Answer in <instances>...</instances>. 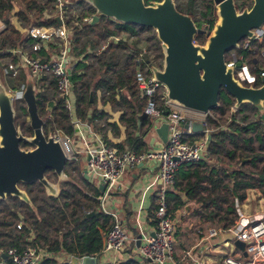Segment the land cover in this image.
Wrapping results in <instances>:
<instances>
[{"label": "trees", "instance_id": "obj_1", "mask_svg": "<svg viewBox=\"0 0 264 264\" xmlns=\"http://www.w3.org/2000/svg\"><path fill=\"white\" fill-rule=\"evenodd\" d=\"M151 1L159 0H145V3L148 4ZM69 2L71 3L66 5L63 21L71 31L69 52L77 60L70 66L77 116L90 122L95 130H100L97 122L108 116L95 107L99 91L111 108L121 112L118 122L126 128L125 139L113 145L119 149L147 150L148 143L141 135L151 123L149 118L142 119L140 122L138 120L143 112L145 99L134 83L135 56L122 53L121 48L112 44L99 54H96V51L112 36H118L121 33L130 36L144 34L145 40L153 46L155 59L161 67L163 54L155 30L151 27L118 23L106 16H100L99 20L92 24L91 20L87 21L95 13L91 5L82 0H69ZM175 3L178 10L192 16L199 28L206 31L212 29L216 21L213 0H206L204 11L199 12L202 20L196 17L194 0H185L184 6L178 0H175ZM235 3L240 10L252 5L251 0H235ZM15 5L18 9L14 14L21 27L31 24L39 26L59 24L56 19L57 9L54 0H0V59L10 58L12 61L17 60V57L10 52L12 49L20 46L25 49L32 44V40L24 38L22 32L10 21V14ZM204 40V34H197L194 39L198 43H203ZM250 45L253 53L242 50V46L234 48L233 51L244 52L252 72L257 74L256 69L253 68L257 65L254 64V60H261L264 64L262 54L264 35L250 40ZM39 53L42 58L47 56L44 50H40ZM80 56H83L85 61L81 60ZM225 58H227L226 55ZM145 59L152 64L148 56L145 55ZM2 74L0 65L1 79ZM15 78L19 85H25L28 76L21 71ZM259 83L260 77H257L255 85ZM33 84L39 87L36 102L39 115L43 118L44 132L61 129L69 135L74 134L70 111L65 98L59 93L55 78L50 74H44L33 79ZM90 93H92V100H90ZM218 101L219 105L209 111L213 115L206 117L209 127L213 128L209 133L206 159H214L219 165L214 167L206 161L199 162L206 166L205 174L200 175L195 170L196 181L190 183L188 180L186 183L187 194L191 197L195 195L196 187L207 190L206 195L198 194L197 201L200 206L197 212L212 219L213 216L219 215V221L227 228L236 220L235 203L245 197V189L258 187L264 194V167H258L259 163H264V120L261 119V114L256 107L250 103H243L238 108L232 109L235 100L223 89L219 93ZM159 103L161 104V101ZM25 109L24 106H20L21 111ZM228 112H230L229 121L223 125L219 124L220 118L226 117ZM18 117L16 113L15 124L24 133L31 134L29 122ZM109 128L118 134L119 128L116 123L109 122ZM139 132L141 135H138ZM197 132L196 136L203 135L201 131ZM109 144L112 145L111 142ZM21 146L30 145L21 143ZM224 157L227 162L224 161ZM232 163H237L238 167L230 168ZM65 171L71 180L60 182L58 196L47 195L38 181L22 184L34 208L15 196L0 199V253L7 254L11 248L22 252L29 247H34L43 254L37 264H69L67 260L59 261L56 258L61 252L64 255L78 257L99 254L102 247L101 231L111 227L113 221L109 222L111 217L98 211L96 197L100 191L98 187L90 185L85 180L81 174L80 165L76 162H67ZM189 175V169L181 174L182 177ZM46 176L50 180L56 179L50 170L46 171ZM204 178L210 183L207 188L198 183ZM175 185L178 186L176 181ZM87 190L90 195L85 193ZM172 197L179 200L176 194ZM96 211L98 212L86 217L87 213ZM227 220H229L228 224ZM18 223H21L20 228L17 227ZM0 264L14 263L10 257L4 258L0 255ZM118 264H138V262L131 259Z\"/></svg>", "mask_w": 264, "mask_h": 264}, {"label": "water", "instance_id": "obj_2", "mask_svg": "<svg viewBox=\"0 0 264 264\" xmlns=\"http://www.w3.org/2000/svg\"><path fill=\"white\" fill-rule=\"evenodd\" d=\"M82 1L95 9L92 24L100 16H106L118 23L155 30L163 61L161 67L151 64L149 68L153 77L165 87L166 97L175 105L207 113L219 105L218 97L223 89L234 98L235 109L243 103H250L264 120V77L260 78L258 85H245L235 77L234 66H228L225 59L226 53L239 48L243 39L252 40L261 35L264 0H251L252 5L241 10L237 8L235 0H213L216 21L209 31L199 28L190 14L178 10L175 0L151 1L148 4L145 0ZM56 19L59 24L62 23L58 15ZM197 34L205 35L203 43L194 41ZM240 65L238 61L236 66ZM68 76L71 81L70 69ZM20 98L25 103L32 130L27 135L15 124V96L7 90L0 77V199L15 196L34 208L29 195L22 188L23 183L38 181L47 195L58 196L60 182L71 178L65 171L68 160L59 141L52 137V130L47 133L43 130V118L38 112L36 92L30 76ZM139 118H147V115L143 112ZM183 126L188 128V121ZM191 128L202 131V125L198 122H192ZM151 132L165 143L168 124L163 122L154 126ZM21 143H28L31 148H23ZM47 170L54 173L55 182L46 176ZM83 172L85 174V169ZM98 188L102 190L103 185ZM97 212H89L86 217ZM235 245L243 250L244 242L236 240ZM0 255L8 258L6 253ZM67 261L69 264H98V256L71 255Z\"/></svg>", "mask_w": 264, "mask_h": 264}, {"label": "built area", "instance_id": "obj_3", "mask_svg": "<svg viewBox=\"0 0 264 264\" xmlns=\"http://www.w3.org/2000/svg\"><path fill=\"white\" fill-rule=\"evenodd\" d=\"M69 0H54L57 15L62 23L51 26H39L31 24L21 27L24 38L31 39V52H39L44 49L50 40H56L59 48L52 58H41L31 55L23 46L12 49L10 52L17 57V61H9L3 65L2 73L13 77L18 75L21 70H27L28 76L37 79L44 74L52 75L56 80V85L61 96L66 100V105L71 114L70 96L72 83L68 76V69L72 55L69 52L71 31L65 26L63 17L65 8ZM88 18L87 21H90ZM264 34L262 28L261 35ZM260 35V36H261ZM258 36V37H260ZM256 37V38H258ZM255 38V39H256ZM106 48L102 45L96 54ZM242 50L254 51L251 49L250 40L242 45ZM230 56L225 58L228 66H234V75L245 85L255 84L257 77H264V68H257V74L251 70V65L244 52L237 53L230 51ZM264 56V52L262 51ZM240 61L241 65L236 66ZM151 62L146 61L143 52L135 55V74L134 83L144 97L143 112L151 121V125L157 126L158 123L168 124V136L165 143H161L157 148L144 151L131 149L118 150L114 146L107 145L103 139L93 131L92 127L81 118L73 119L71 123L75 130L74 134L69 135L61 129L52 130V137L59 141L68 162H77V153L74 149V140L77 134L81 133V127L85 128L95 143L92 147H86V168L85 174L94 183L95 187L103 185L98 200V210L112 218V225L108 227L102 237V247L99 254L116 253L123 249L125 244L132 240L140 241L135 248L138 257L150 264H182L174 256V233L176 222L171 217L170 207L167 198L168 189L175 183L176 175L182 164L196 162L204 156L208 146V136L212 130L206 120L207 113L186 109L175 105L166 97L165 87L157 81L149 66ZM154 65V64H153ZM25 85H20L18 96L21 97ZM161 101V104L159 103ZM232 109H235L234 107ZM167 112V113H166ZM212 116L211 114H209ZM189 127L184 128L185 122ZM192 122L202 125V137L194 141L183 140L184 135L190 133ZM155 162L157 164L158 177L161 187L155 192L154 221L155 229L153 235L141 237L130 236L116 213L109 209L108 200L111 191L119 183L128 166L144 162ZM99 189V188H98ZM21 223L17 224L20 228ZM236 240L244 242L243 253L232 252L224 255L221 264H264V217H245L242 213L238 214L236 223L228 229ZM217 234L216 228L208 231V236ZM8 257L14 264H37L43 257L40 250L29 247L22 252L15 248L7 251Z\"/></svg>", "mask_w": 264, "mask_h": 264}, {"label": "crops", "instance_id": "obj_4", "mask_svg": "<svg viewBox=\"0 0 264 264\" xmlns=\"http://www.w3.org/2000/svg\"><path fill=\"white\" fill-rule=\"evenodd\" d=\"M17 9L18 7L14 6L13 11H16ZM13 25L15 26V28L21 31V26L17 20L13 23ZM113 37L117 36H112L108 40H111ZM108 40L106 44H103L106 45V48L109 45ZM54 41L56 40H50L47 43L46 47L42 49V51L44 50L47 55L45 58H52L55 56L54 53L56 52V50L52 51V44ZM25 50L31 55L35 54V52H31L30 45L27 46ZM39 52H37L35 56L41 57ZM138 52L140 51H137L135 54L131 55L135 56ZM80 59L85 61L83 59V56H80ZM76 61L77 60L72 56L69 69L71 63H75ZM4 64L5 63H0L2 68ZM254 64H257L255 65V67L257 68H264L263 64L261 66V60H254ZM21 71H24V73L28 76L27 70L24 69ZM70 106L72 118H79L75 112L76 99L73 91L71 92L70 96ZM95 107L99 111H103L105 115L108 116L107 118L101 119L97 122V126L100 127V130H95L90 122H88L87 120H82L87 122L92 127L93 131L97 133L107 145L114 146L113 144L121 143L125 139L127 134L125 126L118 122L121 112L111 108L109 102L105 100V97L104 99H101L100 92L97 93ZM139 117V122L142 119H148V117L142 119H140ZM109 122L116 123L118 125V134H116L114 130L109 128ZM160 124L161 123H158V125ZM152 128L153 126L150 125L147 130L151 131ZM189 130H191V132L184 135L183 140L186 139L185 141H194L202 137V135L196 136V133L198 132L194 131L191 128V125ZM150 131L147 132V134H145V132L142 135L140 132L139 134H137L141 135L145 139V141H147L148 149L157 148L163 142L158 138L157 135L152 134V132L150 133ZM80 132L81 133L77 134L74 140V149L76 152H78L76 154L78 158L77 163L80 165L81 174L84 176L85 180L90 185L94 186V183L91 182L88 177H85L83 170L86 168L87 161L85 153L86 147H92L95 143V139L83 127H81ZM152 138H154L153 143H151ZM109 142H111L112 145L109 144ZM116 148L118 150H124L119 149L118 147ZM81 154H84V157L82 159L79 158ZM206 158L207 153L204 154L202 159L196 162L190 164H182L177 171L178 174L176 175V184L178 183V186L174 183L167 191V193H169L167 194L170 207L169 211L171 217L176 222V229L174 233V256L175 259L181 261L182 264H221V258L224 255L232 252H242L241 255L245 257L242 249L238 248L235 245L236 239L228 231V229L236 223L239 213H242L245 217H264V195L258 187L245 189V197L242 200H237L235 203L236 220L234 224L229 225L227 228H225L223 223L219 221V215L213 216L212 219L210 217H205L201 213L197 212V208L200 206L197 201L198 194L206 195L207 190H204L202 188L199 189V187H196L194 189L196 191L195 195L191 197L187 194L188 187L186 182L188 180L190 181V183L196 181V176L194 174L195 170L198 171V174L200 175L205 174V170L207 168L205 165L199 164V162L201 161H206L210 166L218 167L217 165L219 164H217L214 159L211 160ZM230 168L233 169L234 166H231ZM157 169V164L153 161L128 166L123 174V177L109 195V209L116 213L119 221L122 222L125 229H129L128 234L130 236L138 237V235H140L141 237L146 235H153L155 229V192L161 187V181L158 177ZM187 169L190 170V175L182 177L181 174ZM198 183L202 187L207 188L210 186V183L206 178L202 179ZM85 193L87 195H90V192L88 190L85 191ZM173 194L178 195L179 200H175L172 197ZM211 208L213 207L211 206ZM219 213H221V211H219ZM110 220L112 221V218L109 219V222H111ZM212 222L216 223L217 225L212 224ZM228 222L229 220H227V224ZM211 228L217 229L216 235L208 236V231ZM104 231L105 230L101 231L102 237ZM136 246L137 242L129 240L125 244L123 249L119 252H110L108 254H97L93 256H98V264H118L122 261H128L131 259H135L138 264H150L149 262H145L138 257V255L135 253ZM62 254L63 253L61 252V254H58L56 257L59 261H66L67 257L71 256Z\"/></svg>", "mask_w": 264, "mask_h": 264}, {"label": "rangeland", "instance_id": "obj_5", "mask_svg": "<svg viewBox=\"0 0 264 264\" xmlns=\"http://www.w3.org/2000/svg\"><path fill=\"white\" fill-rule=\"evenodd\" d=\"M184 1L185 0H178V2L184 6ZM205 2L206 0H194V4H195V8H196V11H197V18L199 20H202L203 18H201L200 16V11H204V6H205ZM71 3L68 1V4ZM67 4V5H68ZM17 6V5H15ZM18 7V6H17ZM76 11V10H74ZM15 11H12L11 14H10V21L11 23L13 24L16 20L18 21L17 17L15 16L14 14ZM77 12V11H76ZM18 23L20 24V22L18 21ZM205 23V22H204ZM203 23V24H204ZM206 25V23L204 24ZM263 28H264V25H263ZM264 34H262L261 36H263ZM144 34L142 35H137V36H130L129 34H126V33H121L120 35H118L117 37H113L111 40H108V43L109 44H112V45H115L119 48L122 49V53H129V54H135L137 51H141L143 52V56L146 57L148 56L149 59H151L152 61V64H154L155 66H158L157 64V60L155 59V51L153 49V46L151 45L150 42L146 41L145 38H144ZM247 39H243L242 41H240V47L246 42ZM107 42V41H106ZM55 45V46H53ZM57 45V46H56ZM53 50L52 51H55L57 52L58 48H59V45H58V42L54 41L53 44ZM233 50V49H232ZM230 50V51H232ZM56 52L54 54H56ZM264 52V51H263ZM230 53L231 52H227L226 53V57H229L230 56ZM257 56V55H256ZM259 58V57H258ZM263 58V57H262ZM260 59V58H259ZM7 61H11L10 58H5V59H0V63L3 64V63H6ZM262 61H261V66H262ZM264 66V64H263ZM2 81L4 82L6 88L8 91H10L11 93H13V95L15 96V99H14V108H15V111L16 113L18 114V118L20 119H24L25 121H28L29 122V118H28V114H27V111L26 109L24 111H21L20 110V106H24L25 107V103L24 101L18 96V90L20 89V85L18 84V80H16L15 77L9 75V74H2ZM34 89H35V92L37 93V91L39 90V87L36 85H34ZM99 92V91H98ZM97 92V93H98ZM100 96H101V93H100ZM101 99H104L102 96H101ZM26 108V107H25ZM233 108V107H232ZM259 112V111H258ZM260 113V112H259ZM211 115H213L212 113H209ZM208 113L206 115H209ZM230 112H228L227 116L226 117H223V118H220L219 120V124L223 125L225 124L226 122L229 121L228 119V116H229ZM41 117V116H40ZM213 129V128H211ZM22 131V130H21ZM23 134L27 135V133H24L22 131ZM23 148H31V146H27V147H23ZM84 157V154H81L79 156L80 159H82ZM225 158V157H224ZM224 161L227 162V159L225 158ZM231 166H234L235 168L238 167V164H234L232 163ZM264 167V163H259L258 164V167ZM53 182L56 181V179H53L51 180ZM260 191L262 192V190L260 189ZM263 194V192H262ZM264 195V194H263ZM212 224H215L217 225L216 223L212 222ZM127 232L129 233V229L127 230Z\"/></svg>", "mask_w": 264, "mask_h": 264}]
</instances>
